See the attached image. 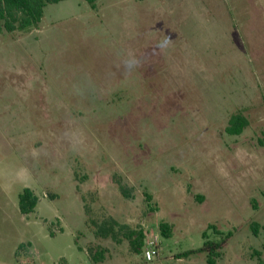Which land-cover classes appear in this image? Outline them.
I'll use <instances>...</instances> for the list:
<instances>
[{
    "label": "rangeland",
    "instance_id": "374dc122",
    "mask_svg": "<svg viewBox=\"0 0 264 264\" xmlns=\"http://www.w3.org/2000/svg\"><path fill=\"white\" fill-rule=\"evenodd\" d=\"M94 4L48 3L36 26L0 33V264H86L99 248L208 264L178 255L209 224L231 232L215 264H264L250 226L264 224V0ZM237 110L248 123L229 134ZM25 187L39 199L27 215ZM110 220L116 240L99 232Z\"/></svg>",
    "mask_w": 264,
    "mask_h": 264
},
{
    "label": "trees",
    "instance_id": "16d2710c",
    "mask_svg": "<svg viewBox=\"0 0 264 264\" xmlns=\"http://www.w3.org/2000/svg\"><path fill=\"white\" fill-rule=\"evenodd\" d=\"M62 0H0V33L8 32L12 33L17 30H29L36 26L41 20L44 12V8L48 3H56ZM91 7H95V0H86ZM247 119L243 115L241 110H237L232 113L228 119L226 131L229 134H239L243 128L247 125ZM146 198L150 200V196L146 194ZM38 196L29 187H25L18 194V207L19 211L23 215H27L34 211L37 203ZM115 221H109L107 224L103 223L100 226V233L102 236H110L116 240L114 234ZM119 228H125L124 224L118 225ZM251 229L254 233L257 230L262 229L264 231V224L259 225L257 222L252 221ZM159 232L162 237L171 236L170 226L166 222L161 221L159 223ZM209 230L213 233L220 234L216 240L209 239ZM231 235V232H218L213 224H209L205 230L202 231L201 237L204 239L202 245L196 250H187L184 254H179V257L186 255L187 253L205 252L206 261L208 264H215L216 258L220 255V249L222 245ZM128 240L132 249L139 252V249L143 246V237L141 230H130L124 234ZM104 249L99 248L91 256L89 260L93 263L100 262L102 260V252Z\"/></svg>",
    "mask_w": 264,
    "mask_h": 264
},
{
    "label": "built area",
    "instance_id": "2783aa9c",
    "mask_svg": "<svg viewBox=\"0 0 264 264\" xmlns=\"http://www.w3.org/2000/svg\"><path fill=\"white\" fill-rule=\"evenodd\" d=\"M156 240H149L146 243V246L143 249V256L147 261L152 260L154 254L156 253ZM90 264H96V263H90Z\"/></svg>",
    "mask_w": 264,
    "mask_h": 264
},
{
    "label": "crops",
    "instance_id": "0c3cea01",
    "mask_svg": "<svg viewBox=\"0 0 264 264\" xmlns=\"http://www.w3.org/2000/svg\"><path fill=\"white\" fill-rule=\"evenodd\" d=\"M141 256V254H140ZM179 256V255H178ZM155 259V258H154ZM178 259H180V257H178ZM153 261V260H152ZM90 260H88V262L86 264H89ZM96 264H118L117 262L113 263L112 262V258L110 256L105 255L102 252V260Z\"/></svg>",
    "mask_w": 264,
    "mask_h": 264
}]
</instances>
